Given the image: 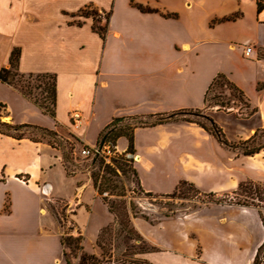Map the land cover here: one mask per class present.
<instances>
[{"label": "crops", "instance_id": "obj_1", "mask_svg": "<svg viewBox=\"0 0 264 264\" xmlns=\"http://www.w3.org/2000/svg\"><path fill=\"white\" fill-rule=\"evenodd\" d=\"M85 8L106 24L103 39L92 19L79 15ZM14 49L19 73L55 75V117L0 82L6 123L65 130L91 147L98 142L86 135L93 120L100 134L114 118L205 111V92L222 74L252 111L241 118L209 110L216 124L221 115L235 125V139L226 140L238 143L264 129V8L257 11V0H0V70L9 68ZM74 109L85 120L77 133L69 120ZM126 147L124 138L116 141L119 152ZM132 155L141 189L154 196L173 193L182 181L221 194L264 177V149L241 156L191 123L135 129ZM55 203L70 214L71 235L82 237L84 252L99 257L96 239L114 217L90 178L68 174L59 151L44 141L0 134V264H66ZM254 211L207 205L153 224L133 219V226L157 249L142 256L151 264H252L264 243L263 218Z\"/></svg>", "mask_w": 264, "mask_h": 264}, {"label": "trees", "instance_id": "obj_2", "mask_svg": "<svg viewBox=\"0 0 264 264\" xmlns=\"http://www.w3.org/2000/svg\"><path fill=\"white\" fill-rule=\"evenodd\" d=\"M141 12H152L148 8H143L137 6ZM264 8V0H257V11H261ZM82 17H90L93 21L92 30L96 32L102 39L105 36L106 24L100 26L98 23L101 20L99 14L88 8H85L79 12ZM103 18L107 22V15ZM18 58L19 50L14 49L11 52L9 58V68L0 70V82L6 83L19 90L21 94L27 99L31 100L39 109L43 111L44 114L50 118L55 117V101H56V79L53 74H21L18 71ZM39 81L40 89L39 97H32L30 94V81ZM216 85L226 88L232 94L236 95L239 101H244L247 104L246 98L243 92L237 88L232 82H230L224 75L218 74L210 83L204 95L205 108L212 106H218V110L226 108L223 101H220L218 97H213L209 100L208 96L210 92L214 89ZM214 101V103L212 102ZM248 105V104H247ZM252 113V111H251ZM2 115L0 114V134L12 137L17 140L28 139L31 142H42L46 141L48 145L55 148L54 142L56 141L57 134L54 131L41 128L34 125H15L11 123L3 122ZM138 120L134 123H128L127 121ZM191 123L195 124L201 129H203L207 134L211 135L222 147L229 148L234 152H237L241 156L251 157L258 154L262 149H264V143H260L259 134L264 133V129H259L254 132V134L239 143H230L226 140L221 128L204 113V110L198 109H182L170 113L163 114H151L147 116H135V117H121L114 118L111 122L103 129L98 137L97 144H102L105 142H110L116 145V141L119 138H124L127 141V147L124 153L116 156L112 159L111 165H104L101 159L90 160L91 167L96 166V171L90 173V180L93 187L95 188L98 196L100 197L103 204L107 207L110 214L113 215L114 220L118 226L121 233H124V239L131 242H137L134 245L135 250L130 251V253L125 254L122 258L127 260H122V264H151L149 261L144 259L142 256L152 249L146 248L143 245L141 237L133 230L131 226V218L136 217V213L133 212L132 207L127 206L125 194L123 193V186L119 187L116 183V179L119 177V172L123 174L126 172V167L134 163L133 160L126 159V155L133 154V133L137 128H149L157 125H163L166 123ZM36 132L40 135L39 138H34L31 136H25V133ZM53 140V142H52ZM75 143H80L76 138L72 137ZM73 146V145H72ZM71 146L70 149L73 147ZM56 149V148H55ZM63 162L68 160V153H63L61 155ZM134 165V164H133ZM129 167V166H128ZM132 175L136 178V185L139 192L145 194L146 196L152 197L154 195L150 193H145L140 185L137 178V173L134 166L131 168ZM116 189L122 190V192L117 193L115 196L118 197V201H110L104 196L105 192L114 191ZM180 193L182 197H188L190 193L199 194L205 198H208V204L213 205H227V206H237L242 208H252L256 210L260 221L262 222L261 207H264V183H254L251 181H245L238 184L237 188L229 193H202L195 188L194 185L182 181L180 182L175 191L166 196H175ZM53 215L57 221V224L61 230L59 242L62 250L63 258L66 264H73L69 256H72L76 260L75 264H110V255L105 252V246L107 241V236L109 234L108 226L103 228L99 233L95 245L101 251L99 257L87 254L84 252L82 247V237L80 235L73 236L71 232L73 230L72 225L65 228L63 226L64 212L57 213L51 208ZM145 218V217H143ZM146 219V218H145ZM68 222V221H67ZM134 235V237H133ZM264 243L261 245V247ZM132 248V246H130ZM128 249V248H127ZM109 255V256H108ZM253 264H257L256 258Z\"/></svg>", "mask_w": 264, "mask_h": 264}, {"label": "rangeland", "instance_id": "obj_3", "mask_svg": "<svg viewBox=\"0 0 264 264\" xmlns=\"http://www.w3.org/2000/svg\"><path fill=\"white\" fill-rule=\"evenodd\" d=\"M40 82L31 80L30 81V94L32 97H39L40 89L39 86ZM213 97H218L220 101H223V103L226 105V108H222L218 110V106H212L207 108L204 113L208 116H211V113H209L213 110H217L220 112H231L233 111L235 116L245 118L248 115L251 114V111L249 110L248 105L244 101H239L237 96L232 94L230 91H228L226 88H223L219 85H216L214 89L210 92L208 98L211 100ZM214 103V101H212ZM0 114L2 115V111L0 108ZM99 119V118H98ZM104 119V117H103ZM138 120H131L127 121L128 123H134ZM217 125L223 130V133L225 134V138L231 142V140H234L236 135L235 125L231 121V119L224 117V116H217ZM99 123L95 124V121H92V125L88 130L86 131V135L88 139H93L99 137L100 134L97 132V126ZM57 134V133H56ZM25 136H31L34 138H39L40 135L36 132H28L25 133ZM72 137L68 132L65 130H60V133L57 134L56 141L54 142L55 148L59 151L60 155L63 153H68V160L63 162L65 170L68 174H75V173H85L88 177L90 176V173L96 171V164L91 167V163L89 159L84 158L82 155H80V143H75L72 140ZM259 142L264 143V133L259 134ZM78 140V139H77ZM46 142L45 140H43ZM80 142V140H78ZM53 142V140H52ZM82 143V142H81ZM239 143V142H238ZM236 144V143H235ZM73 145V146H72ZM83 145V144H82ZM71 146L73 147L72 149ZM124 153V152H122ZM128 160H133L131 157H127ZM129 166V167H128ZM125 169L126 172L123 174L121 171L119 172V177L116 179V184L120 187L123 186V193L125 194V200L127 206L131 204L130 206L133 209V212L136 213L135 218H131V226L133 230L141 237L143 241V245H145L146 248L152 249V251L149 252H155L157 249L154 247H151L145 239L135 230V227L133 226V219H138L141 221L151 222L152 224L156 222L161 216H174V215H190L197 211L199 208L207 205H213L206 203L208 198L203 197L199 194H192L190 193L188 197H182L180 193H177L175 196H146L145 194L139 192L137 185H136V178L131 173V168L134 166L128 165ZM90 178V177H89ZM259 183H264V177H259ZM92 183V182H91ZM119 192H122L120 189H116L114 191H108L104 193V196L108 198L110 201H118V197L115 195ZM201 192V191H200ZM204 193V192H202ZM51 208L54 209V211H57V213L64 212L65 210L62 209V204L55 203L51 206ZM262 211V218L264 222V207H261ZM240 210H252V208H242L237 206H231V213L238 212ZM255 212V211H254ZM69 213L64 212V221L63 226L67 228L70 226L69 222H67L69 219L67 216H69ZM145 217V218H143ZM109 234L107 236V242L105 246V252L109 253L111 263L110 264H122L123 259L122 258L125 254L130 253V251H134L136 247L134 245L138 244L137 242H131L124 239V233H121L118 229V226L114 220L112 224L108 226ZM72 233V232H71ZM75 235V232L74 234ZM77 236V235H75ZM134 237V235H133ZM90 243L91 241V234L90 230L87 232V235L85 237V247L86 249H90ZM132 246V248H130ZM128 248V249H127ZM98 255L101 254V251L98 248H94ZM108 255V256H109ZM72 262L76 263V260L72 258V256H69ZM256 258L257 264H264V245L261 247L259 246L256 250L254 259L252 264L254 263ZM127 260V259H124Z\"/></svg>", "mask_w": 264, "mask_h": 264}, {"label": "built area", "instance_id": "obj_4", "mask_svg": "<svg viewBox=\"0 0 264 264\" xmlns=\"http://www.w3.org/2000/svg\"><path fill=\"white\" fill-rule=\"evenodd\" d=\"M251 52V48H245V55L248 56ZM71 131L74 133L80 132L85 125V120L79 109H74L69 114ZM122 154L116 148V145L111 144L110 142H105L102 144H96L95 146H85L81 145L80 155L84 158L93 160L101 159L104 165H111L112 159L116 156ZM127 157L134 159L133 155L127 154ZM24 182V180H22Z\"/></svg>", "mask_w": 264, "mask_h": 264}]
</instances>
